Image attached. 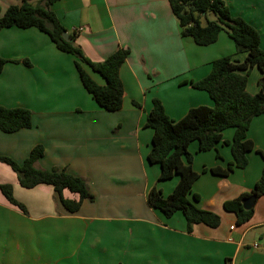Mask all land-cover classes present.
<instances>
[{"label":"crops","instance_id":"1","mask_svg":"<svg viewBox=\"0 0 264 264\" xmlns=\"http://www.w3.org/2000/svg\"><path fill=\"white\" fill-rule=\"evenodd\" d=\"M224 1L233 16L260 32L264 51V0ZM22 2L0 0V18ZM50 9L91 61L130 50L120 71L123 108L102 109L82 84L77 58L59 51L47 34L17 27L0 32V56L8 61L0 76V105L28 109L34 122L32 129L13 134L0 129V157L23 164L41 144L45 155L37 168L82 177L94 196L71 213L52 186L23 188L11 167L0 162V185H12L27 210L12 205L0 189V264H264V196L244 224L223 207L251 194L262 175L264 115L248 132L254 150L245 169L226 177L210 171L233 162L227 143L234 129L225 130L211 151L201 152L198 142L189 147L199 174L193 185L197 206L220 216L218 228L199 224L189 233L181 212L167 218L148 202L154 187L167 197L179 183L178 176L160 181V165L148 160L154 131L146 122L153 101L161 100L174 121L192 108L213 107L208 93L191 82L207 77L215 60L232 56L243 62L247 54L238 53L225 32L210 46L184 37L169 0H58ZM84 68L97 84H106ZM261 78L259 69L250 72L249 94L260 91ZM63 197L79 200L68 190Z\"/></svg>","mask_w":264,"mask_h":264},{"label":"trees","instance_id":"2","mask_svg":"<svg viewBox=\"0 0 264 264\" xmlns=\"http://www.w3.org/2000/svg\"><path fill=\"white\" fill-rule=\"evenodd\" d=\"M58 0H23L21 6H11L0 18V32L17 27L36 28L47 34L56 48L77 58L76 68L85 89L96 103L107 112H118L123 108L125 89L120 71L127 61L130 50L120 49L103 62L91 61L76 44L73 36L70 41L63 37L66 29L62 26L50 6ZM171 9L178 19L182 35L190 37L199 46L215 44L221 33L225 32L233 40L238 53H246L243 62L232 56L217 59L212 64L210 74L202 80L191 82L192 88L208 93L214 102L213 107L192 108L180 121L172 120L166 113L161 100L153 101L152 110L146 126L154 131L152 149L148 156L151 164L161 168L160 181L179 177L174 191L165 197L160 189L154 187L149 195L151 207L161 211L167 218L181 212L187 221V230L193 231L195 225L203 224L218 228L221 218L218 214L203 210L197 206L200 200L193 193V185L199 174L193 169V156L189 147L199 143L201 152L213 150L221 141L227 129H234L235 135L230 143L233 162L227 169H212L213 174L228 176L235 169L248 166V154L254 150V144L248 139L252 121L264 115V51L261 49L260 32L241 17L233 16L224 0H169ZM209 15L215 17L210 20ZM205 20V24H203ZM29 66L27 60L23 61ZM8 61L0 56V76ZM84 67L99 74L105 85L97 84ZM257 68L262 73L259 81L260 91L251 95L247 91L250 72ZM242 73H246L243 75ZM135 106L140 107L138 103ZM34 126L33 113L25 108H5L0 105V129L7 134L29 130ZM264 160V152H260ZM45 155L43 145H36L23 164L10 157H0V162L8 165L17 174L20 185L33 189L41 184L54 188L62 205L71 213L78 212L85 200L92 201L93 194L88 182L82 177L72 175L66 170H43L37 168V162ZM208 169H204V172ZM7 200L24 213L23 203L16 200L13 186L0 185ZM65 190L79 196V200L63 197ZM256 195L264 196V169L251 194L224 203V210L234 213L238 223L248 222L254 209L245 210L242 201Z\"/></svg>","mask_w":264,"mask_h":264},{"label":"water","instance_id":"3","mask_svg":"<svg viewBox=\"0 0 264 264\" xmlns=\"http://www.w3.org/2000/svg\"><path fill=\"white\" fill-rule=\"evenodd\" d=\"M63 37H64V39L66 41H70V38H69V35L67 34V32L64 33ZM256 201H257V196L256 195H251L250 197L245 198L242 201V204H243L244 209L245 210L254 209L255 204H256Z\"/></svg>","mask_w":264,"mask_h":264},{"label":"rangeland","instance_id":"4","mask_svg":"<svg viewBox=\"0 0 264 264\" xmlns=\"http://www.w3.org/2000/svg\"><path fill=\"white\" fill-rule=\"evenodd\" d=\"M209 19H210V20H215V17L212 16V15H209Z\"/></svg>","mask_w":264,"mask_h":264},{"label":"built area","instance_id":"5","mask_svg":"<svg viewBox=\"0 0 264 264\" xmlns=\"http://www.w3.org/2000/svg\"><path fill=\"white\" fill-rule=\"evenodd\" d=\"M254 246H255V247H258V244H255Z\"/></svg>","mask_w":264,"mask_h":264}]
</instances>
